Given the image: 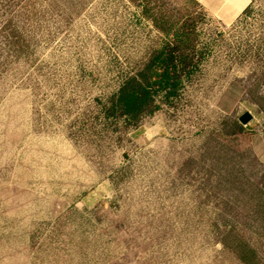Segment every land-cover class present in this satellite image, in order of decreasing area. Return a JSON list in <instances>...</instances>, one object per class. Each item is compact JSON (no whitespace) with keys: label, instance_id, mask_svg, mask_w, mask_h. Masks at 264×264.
<instances>
[{"label":"rangeland","instance_id":"obj_1","mask_svg":"<svg viewBox=\"0 0 264 264\" xmlns=\"http://www.w3.org/2000/svg\"><path fill=\"white\" fill-rule=\"evenodd\" d=\"M251 2L226 23L195 0H0V264H264V0ZM162 21L194 35L199 64L129 120L111 105Z\"/></svg>","mask_w":264,"mask_h":264},{"label":"trees","instance_id":"obj_2","mask_svg":"<svg viewBox=\"0 0 264 264\" xmlns=\"http://www.w3.org/2000/svg\"><path fill=\"white\" fill-rule=\"evenodd\" d=\"M161 23H164L162 30L165 32L163 44L153 52L142 70L123 82L111 105L129 120H138L142 115L161 108L162 105L156 101L160 94H164L165 101L171 103L184 86L185 72L190 75L193 72L190 66L193 68L199 64L186 54V49L189 50L194 43V35L175 30V24L168 28L167 22L157 24Z\"/></svg>","mask_w":264,"mask_h":264},{"label":"crops","instance_id":"obj_3","mask_svg":"<svg viewBox=\"0 0 264 264\" xmlns=\"http://www.w3.org/2000/svg\"><path fill=\"white\" fill-rule=\"evenodd\" d=\"M208 14L221 22L234 23L251 6V0H195Z\"/></svg>","mask_w":264,"mask_h":264},{"label":"water","instance_id":"obj_4","mask_svg":"<svg viewBox=\"0 0 264 264\" xmlns=\"http://www.w3.org/2000/svg\"><path fill=\"white\" fill-rule=\"evenodd\" d=\"M253 118L254 117L250 112H246L240 117L239 120L243 125H248L253 120Z\"/></svg>","mask_w":264,"mask_h":264}]
</instances>
